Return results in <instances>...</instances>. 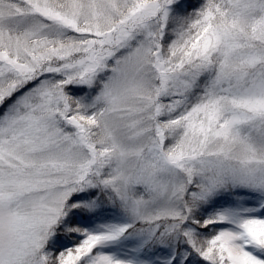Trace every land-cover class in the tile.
<instances>
[{"label": "snow or ice", "instance_id": "1", "mask_svg": "<svg viewBox=\"0 0 264 264\" xmlns=\"http://www.w3.org/2000/svg\"><path fill=\"white\" fill-rule=\"evenodd\" d=\"M0 264H264V0H0Z\"/></svg>", "mask_w": 264, "mask_h": 264}]
</instances>
